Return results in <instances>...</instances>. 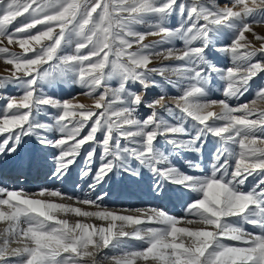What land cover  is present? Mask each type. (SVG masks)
I'll use <instances>...</instances> for the list:
<instances>
[{"label": "snow or ice", "instance_id": "obj_1", "mask_svg": "<svg viewBox=\"0 0 264 264\" xmlns=\"http://www.w3.org/2000/svg\"><path fill=\"white\" fill-rule=\"evenodd\" d=\"M257 27L264 0H0V264H264ZM44 167L80 193L6 183ZM121 177L183 215L108 207Z\"/></svg>", "mask_w": 264, "mask_h": 264}, {"label": "rangeland", "instance_id": "obj_2", "mask_svg": "<svg viewBox=\"0 0 264 264\" xmlns=\"http://www.w3.org/2000/svg\"><path fill=\"white\" fill-rule=\"evenodd\" d=\"M218 2L223 3V0H218ZM169 23L174 25L176 23L175 18L171 19ZM256 31L261 35H264V27H257ZM249 38L251 39L250 36ZM155 39L157 38L148 37V39L145 42L148 43ZM176 46L178 48L182 47L183 46L182 42L176 41ZM209 58L221 66H226L230 64L229 57L221 56L218 53H211ZM5 67L7 66L4 65L3 62H0V73L4 71ZM214 83L218 84L221 89L223 88L222 82L214 81ZM8 91L13 92L14 90L9 89ZM79 91L80 89L75 86L66 87L61 85L54 89H51L49 91V94H55L58 97L67 98L71 95H75ZM151 91L152 94H156L158 90H151ZM175 91H176L175 89H169V92L172 94H175ZM213 98L219 99L222 98V96L220 92H214ZM79 99L85 103H89V104L92 103L91 100L83 96L79 97ZM243 99H247V97ZM208 150L209 152H211L213 150V146L209 145ZM176 163L182 165V161L180 160H177ZM48 181H51V183H48ZM0 182L3 181L0 180ZM252 182L254 181L252 180V178H250L247 183L250 184ZM6 183L13 187L24 188L29 192H35L38 189L45 186L48 188H59L62 191H67V192H76V194L80 193V190L75 189L74 187L75 177L73 181L62 183L60 181L50 178L49 169L47 167L33 169L30 174L20 177L19 182H17L12 177H9ZM150 184H151L150 180L146 182L136 183L133 182L132 180L121 177L118 178L117 180L105 184L103 186V189L97 188L96 191L99 192L101 190H108L111 192V198L105 200V203L110 208L132 209V208H143L151 205L154 207L162 208L165 211L169 212L170 214L176 213L177 216L183 215L184 212L183 201L187 199V196H179L177 194H172L170 197L160 198L154 194V190L150 188ZM132 244L133 246H136L139 244V242H132Z\"/></svg>", "mask_w": 264, "mask_h": 264}, {"label": "bare ground", "instance_id": "obj_3", "mask_svg": "<svg viewBox=\"0 0 264 264\" xmlns=\"http://www.w3.org/2000/svg\"><path fill=\"white\" fill-rule=\"evenodd\" d=\"M48 183H51V181H48ZM45 187V186H44ZM109 203V202H108ZM120 206V205H119ZM173 215H176L177 216V214L176 213H174ZM250 227V226H249Z\"/></svg>", "mask_w": 264, "mask_h": 264}]
</instances>
